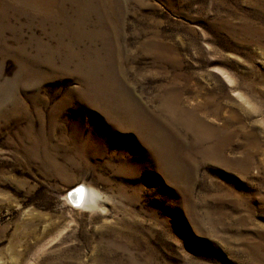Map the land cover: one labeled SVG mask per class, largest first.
Masks as SVG:
<instances>
[{
    "label": "rangeland",
    "instance_id": "374dc122",
    "mask_svg": "<svg viewBox=\"0 0 264 264\" xmlns=\"http://www.w3.org/2000/svg\"><path fill=\"white\" fill-rule=\"evenodd\" d=\"M0 264H264V0H0Z\"/></svg>",
    "mask_w": 264,
    "mask_h": 264
},
{
    "label": "bare ground",
    "instance_id": "6f19581e",
    "mask_svg": "<svg viewBox=\"0 0 264 264\" xmlns=\"http://www.w3.org/2000/svg\"><path fill=\"white\" fill-rule=\"evenodd\" d=\"M83 190L80 189V190H77L73 193V195L71 196L72 200H73V203L78 205L81 203L82 200H86L84 199V197L86 198V196L83 195ZM84 196V197H83Z\"/></svg>",
    "mask_w": 264,
    "mask_h": 264
}]
</instances>
